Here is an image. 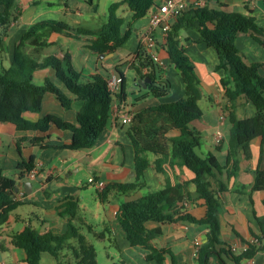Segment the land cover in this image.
<instances>
[{"label": "trees", "instance_id": "trees-1", "mask_svg": "<svg viewBox=\"0 0 264 264\" xmlns=\"http://www.w3.org/2000/svg\"><path fill=\"white\" fill-rule=\"evenodd\" d=\"M94 4V0H87ZM159 0H121L113 2L109 7V19L100 29L80 25L72 26L66 20L44 19L30 25L21 36L16 47L15 61L11 67H0V121L12 122L19 130H39L47 133L52 124L73 132L70 143L61 147L72 149L91 148L99 139L101 132L107 128L113 116L114 103L117 99H124L126 94H136L128 90L126 76L121 66L130 63V68L136 71V79L149 76L151 81L148 87L138 85L140 92L136 101L146 96L164 97L169 94L171 80L166 76V66L160 64L141 44L135 53L127 55L116 64V72L121 77V88L112 91L109 87V74L95 71L88 76L77 70L72 61L70 52L64 56L48 54L43 58L26 50L29 41L34 45L36 53L53 44L49 41L52 32H62L73 37L89 35L87 46L94 52L108 54L116 52L127 42L131 29H124L125 16L118 12L122 4H127L133 11V18L138 19L149 14L159 6ZM264 3V0H263ZM3 9L0 10L1 45L9 35V27L13 20L21 15L17 0H0ZM171 29L162 45L166 48L170 65L183 74L186 83V93L183 97L168 102H161L155 106L135 112L128 125V133L135 147L136 181L126 183L107 184L98 189L100 199L106 201L112 189L126 192L145 185V171L154 164L157 172L165 176L164 186L158 190H150L134 200H122L118 212V221L125 232L126 238L134 247L143 250L147 260H155L160 264H168L171 255V264H176V257L170 247L159 246L156 238L163 234V224L173 221H184L206 225L207 238L200 243L197 263L209 264L211 256L217 254L219 264H230L229 259L237 264L254 258L264 250L263 234H257L258 241H246V247L236 253L233 247L223 240L219 212L223 207V199L219 192L227 186L219 181L216 189L213 183L215 170H227L231 178L237 175L242 168L241 156L253 158L252 141L261 137V158L264 152V74L259 71L264 68L263 62H249L237 45L240 33L250 32L257 40L264 44V39L255 33H264L256 17L252 14L231 11L226 6L217 8L209 4L193 6L180 11L171 19ZM197 27L202 41L214 47L219 55L216 68H223L225 75L221 81L228 98L226 105L229 110V119L232 124L227 159L221 165L217 155L211 151L205 153L201 149L200 132L194 128L192 122L204 115L199 101L202 98L201 77L196 65L186 53L185 31ZM158 40V39H157ZM160 42V40H159ZM51 67L56 71V79L46 77L42 84L34 82L37 70ZM48 92L54 93L66 108L73 106L75 99H81L83 105L78 111V123L66 120L63 117L49 113L38 120L28 118V111L40 112L43 101ZM251 102L256 107L254 115H239L237 109L241 103L239 99ZM46 134L24 136L20 140H29L33 144L47 148ZM220 147V146H219ZM150 152L156 157L151 159ZM171 160V165H186L195 175L190 181L173 180L167 175L165 162ZM34 155L29 159L21 157L18 165L19 177L7 176L0 173V228L7 224L15 209L24 204L16 199L19 181L26 178L29 172L36 168ZM194 182L198 196H193L187 190V184ZM264 190V168L260 165L255 169V179L252 183H243L236 187L239 193H250ZM203 199L205 207L202 217H197L189 211L197 204V199ZM189 201L185 205L184 201ZM68 228L64 232H40L31 225L10 235V242L25 249L27 261L30 264H43L44 253H50L63 262L65 250H68L74 264H99L95 244L81 232L85 225L81 217V226L72 222V218H79L77 212L68 208ZM89 231L94 230L96 239L117 243L116 237L108 229L97 230L88 224ZM117 264H126L121 260Z\"/></svg>", "mask_w": 264, "mask_h": 264}, {"label": "crops", "instance_id": "crops-1", "mask_svg": "<svg viewBox=\"0 0 264 264\" xmlns=\"http://www.w3.org/2000/svg\"><path fill=\"white\" fill-rule=\"evenodd\" d=\"M20 5L21 15L13 20L9 27V35L6 38V45L3 47L0 41V67H11L15 61L16 47L21 36L28 30L31 24L44 19L66 20L72 26H88L100 29L101 26H93L88 23L89 19L84 17L83 11L78 6H72L70 0H17ZM121 1V0H116ZM114 1V2H116ZM191 4L195 0H190ZM203 4L211 7H225L231 11L252 14L258 23L264 27V3L263 0H200ZM126 4V3H125ZM159 6L153 8L144 19H134L133 11L129 9L125 16L124 29H131V34L123 47H120L113 55L101 56L100 53L92 51L88 46L89 35L73 37L62 32H52L49 41L53 42L44 47L40 53H36L34 45L29 41L26 43V50L40 58L48 54L64 56L70 52L75 68L88 76L90 73L100 71L111 75L116 72L118 61L135 53L141 45V39L145 33L150 13L157 9L164 12L162 1ZM124 5V4H123ZM92 9H96L95 1ZM3 6L0 5V10ZM93 16V14H90ZM87 19V20H86ZM86 20V22H84ZM2 27L0 26V33ZM162 29L158 27L155 32L157 40L156 50L159 56L167 63L166 76L171 80L169 94L164 97L146 96L141 101H136L137 94H145L146 91H136V94H126L124 99H117L114 106L120 103L126 104L132 111L137 112L155 106L161 102L174 101L183 97L186 93V83L183 74L174 66L170 65V57L166 48L162 45L164 40L161 36ZM264 39V33H255ZM184 45L186 53L196 65V70L201 77L202 98L205 94L213 102L214 107L210 109L209 116L204 115L192 122L202 139L208 141L207 151L214 149L217 157L224 165L227 159L231 127L226 130L225 123L229 119V110L226 105L229 103L225 96V89L222 84V77L225 75L223 68H216L219 62V55L214 47L208 46L202 41L201 33L197 27H191L185 31ZM160 40V42H159ZM237 45L249 62L264 63V44L250 32L240 33L237 37ZM126 76L128 90L136 82V71L130 68V63L121 66ZM264 74V68L259 71ZM46 77L56 79L54 68L47 67L39 69L34 74V82L42 84ZM133 91V90H130ZM201 98V99H202ZM237 106L239 115H254L256 107L251 102L239 99ZM83 105L81 99H75L71 108H66L57 96L48 92L43 101V108L40 112L28 111L25 115L38 120L49 113L57 114L66 120L78 123V111ZM199 120V121H198ZM231 123V122H230ZM129 123H124L121 117H115L114 110L110 125L105 128L95 144L91 148L72 149L61 147L62 144L70 143L73 132L69 129H62L52 124L47 133L39 130H19L12 122L0 121V173L11 177H19V161L23 156L25 159L36 158L37 174L35 177L27 175L19 181L18 195L22 205L15 209L7 224L0 228V264H30L27 261L25 249L15 246L10 242V235L31 225L40 232L54 231L64 232L69 225L68 208L78 213L79 218H72V222L81 223L84 218L85 225L88 224L102 229H108L117 243L111 242L119 250L120 259H114L113 264L119 263L122 259L126 264H160L155 260H147L143 250L134 247L126 238L125 232L118 221V212L122 200H134L150 190H158L164 186L165 176L155 169L151 164L145 171V185L142 187L118 192L112 189L108 200L100 199V196L89 198L90 177L102 180L105 184L126 183L136 181L135 171V147L128 133ZM232 126V124H231ZM46 134L45 143L47 148H41L29 140H23L24 136H35ZM212 141L216 142L214 146ZM261 137L252 141L253 158L247 159L241 156L242 168L237 175L228 176L227 170H215L213 183L216 189L219 188V181H223L227 188L219 194L223 199V207L219 212L221 221L222 238L228 242L236 253L244 250L246 241H253L257 234H263L264 230V190L250 193H239L236 187L243 183H252L255 179V169L260 165L264 168V152L261 158ZM220 146V147H219ZM264 147V145H263ZM264 149V148H263ZM215 153V152H213ZM151 159L156 155L150 152ZM223 164H222V162ZM167 175L174 181H190L195 173L186 165H171V160L165 162ZM84 172V173H83ZM82 173V174H81ZM81 174V175H80ZM85 179V180H84ZM95 187L97 185L95 184ZM187 190L193 196H198L194 182L187 184ZM21 193H24L23 195ZM124 197V199L122 198ZM203 199H197V204L191 206L189 211L197 217L204 214ZM21 209V210H20ZM92 216L91 222L86 214ZM163 234L156 238L159 246L170 247L176 257V264H196L197 255L195 250L197 244L204 242L207 238V226L198 223L184 221H173L163 224ZM90 234L95 235L94 230ZM107 240V239H106ZM167 263L171 264V255ZM217 254L211 256L209 264H219ZM230 264H237L228 260ZM241 264H264V250L260 251L253 262L246 260Z\"/></svg>", "mask_w": 264, "mask_h": 264}, {"label": "rangeland", "instance_id": "rangeland-1", "mask_svg": "<svg viewBox=\"0 0 264 264\" xmlns=\"http://www.w3.org/2000/svg\"><path fill=\"white\" fill-rule=\"evenodd\" d=\"M94 1H95V5L97 4L96 9H92L95 6H93V4L89 3L87 0H70V3L72 4V6H78L83 11L84 17L89 19L88 21L89 24L93 26H100L108 21L109 7L116 0H94ZM129 9L130 8L127 4H124V5L122 4L120 8L118 9V12L120 14L127 15ZM90 14H93V16H90ZM147 17L148 15L143 16L139 19L145 20ZM86 20H84V22H86ZM199 103L201 107L205 110L207 116H209L210 114V109L216 108V105L214 107L213 102L209 99L207 94H205V96L199 101ZM225 126H226L225 127L226 130L231 127V123L229 120L225 123ZM212 144L215 146L216 142L212 141ZM207 145H208V141H205L204 139H202V136H201V149H199V151L209 150L207 149L209 148ZM213 152H215V154L217 155L216 149H214ZM90 189H91L90 191L91 193H89L88 196L92 200L95 196L96 197L98 196V189L95 187V183H90ZM122 198L124 199L123 196ZM86 217H88V219L91 222H94L91 219L92 216L90 215V213L86 214ZM76 225L81 226L79 222H76ZM100 229H102V227L98 228V230ZM81 232L87 235V237H89V239L95 244L97 248V252H98L97 258H98L99 264H113L114 259H118V260L120 259L119 250L116 248L114 244H111L109 240L100 241L96 239L92 234H90L88 226H83V228L81 229ZM65 253H68V254L67 256H65L63 262L61 263H59L56 257H54L52 254L44 253L42 263L43 264H74V260L70 259L71 254L69 253V251L65 250Z\"/></svg>", "mask_w": 264, "mask_h": 264}, {"label": "built area", "instance_id": "built-area-1", "mask_svg": "<svg viewBox=\"0 0 264 264\" xmlns=\"http://www.w3.org/2000/svg\"><path fill=\"white\" fill-rule=\"evenodd\" d=\"M162 1V7L164 8V12H161L157 9L153 10L150 13V21L148 24V27L143 34V37L141 39V44L148 50L150 55L154 57L155 60H157L160 64L166 66L167 63L164 59H162L157 50V38L155 36L156 29L158 27H161L162 33L161 36L163 40L165 41L166 36L169 33V30L171 29V19L175 17L180 11L189 9L191 7V1L190 0H159ZM158 1V2H159ZM203 3L200 0H195L192 4L193 6L202 5ZM109 87L112 91H119L121 88V77L117 72L112 73L109 78ZM114 115L115 117H121L122 121L124 123H129L133 119L135 112L132 111L129 107L126 106L124 103H120L119 105H116L114 107ZM37 174V167L29 172V175L31 177H35ZM90 182H94L99 189H103L106 184L104 181L96 179L94 176L89 178ZM22 195L24 193H21ZM19 196H16V199H18ZM184 204L187 206L190 204L189 201H184ZM253 241H258V238H255ZM200 244H197L195 254L198 255ZM246 247V245H245ZM247 262H253V258L248 259Z\"/></svg>", "mask_w": 264, "mask_h": 264}, {"label": "water", "instance_id": "water-1", "mask_svg": "<svg viewBox=\"0 0 264 264\" xmlns=\"http://www.w3.org/2000/svg\"><path fill=\"white\" fill-rule=\"evenodd\" d=\"M114 52L108 53V54H104L102 53L101 56H109V55H113ZM179 69V68H178ZM151 81V78L149 76H145V77H140L139 79L136 80L135 84L132 87H129L130 90H136L139 91V87L138 85L140 84L142 87L147 88L148 87V83ZM18 190V187H17Z\"/></svg>", "mask_w": 264, "mask_h": 264}]
</instances>
